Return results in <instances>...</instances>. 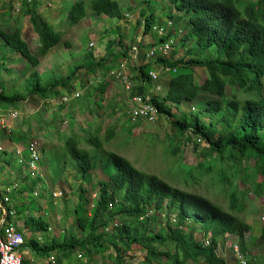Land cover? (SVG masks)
<instances>
[{"label": "trees", "instance_id": "16d2710c", "mask_svg": "<svg viewBox=\"0 0 264 264\" xmlns=\"http://www.w3.org/2000/svg\"><path fill=\"white\" fill-rule=\"evenodd\" d=\"M170 1L174 10L182 13L187 20L188 31L182 40L192 41L193 44L188 50L190 55L188 58L173 60L175 52L170 51V55L153 60H148L147 57L145 63L136 66L138 74L135 79L142 84L135 95H148V85L153 83L149 75L150 70L168 67L169 70L165 74H168V79H164L167 86L165 95L161 98L151 95V103L158 109L159 117L173 118V111L184 103H192L202 95L211 97L200 111L186 113L180 119L173 118L171 124L180 135H186L190 139L191 135H198L207 143L201 151L204 162L199 166L205 172H213L211 179L219 183L231 208L225 209L202 195L174 187L154 175L136 170L123 156L104 147V143L110 141L114 135L113 129H103L96 121L89 122L87 128L81 129L84 140L87 145L99 151L98 158L105 170L112 166L113 174L110 175L107 185L99 187V199L92 219L87 224L86 235L75 237L70 234L61 242L54 239L50 243L31 239L29 243L22 245L36 254L51 256L56 253L65 258L76 248L106 251L112 247L116 251L115 264H124L125 253L140 248L145 250L149 263L155 261L159 255H164L168 258L167 264H188L190 259L197 263L199 258H203L204 264H227L225 258L217 254V250L218 244H221L219 238L229 235L238 238V244L245 252V238L251 227L233 210L243 209L244 203L241 200L245 198L248 190L256 197L264 196V87L261 85L264 79V0ZM22 8L29 16L33 31L44 51L62 42L64 32L55 31L35 10L32 0H23ZM131 10L129 5L124 9L119 0H92L88 9L84 0H77L68 10L64 23L68 28H72L91 14L122 20L126 12ZM143 16L144 34L148 35L158 22L153 12L148 16L143 13ZM169 18L178 20L173 16ZM171 28L167 30L166 35L149 44L150 49L164 45L170 39L174 40L169 31ZM0 38L5 48L18 53L34 69L20 87L9 90L2 86L0 109L4 111L31 107L35 109L46 100L56 101L54 98L61 96L60 89L66 92L74 91L69 87L80 69L89 74L103 71L107 59L114 57L115 46L124 51L123 58H128L133 51L125 46L123 35H120L118 39L106 42L105 53L99 60H95L93 52L89 51L84 56L88 63L74 66L72 72L64 79L60 77L58 80L49 79L42 83L36 70L39 61L23 39L22 30L15 27L9 32L0 31ZM64 45L68 46L66 42ZM213 47L216 48L217 54L210 57L206 52ZM195 67H205L208 71L201 85L195 82ZM156 81L157 84L163 83L161 79ZM21 87L23 92H19ZM233 87L250 93V98L241 102L235 95L229 98L228 88ZM106 88V82L98 86L102 94ZM77 100L78 97L57 106L64 108L66 114H70L71 106ZM203 117L209 119V122L203 120ZM17 132L24 139L30 135L31 130ZM64 144L66 151L75 161L77 173L85 179L94 168L91 153L79 146V135L73 131L64 139ZM194 147L198 148L199 145L194 144ZM177 150L174 148V152ZM6 154L7 150L1 153L4 156ZM244 160H251V174H246L247 167H242ZM50 165L52 167L53 164ZM180 166H184L183 170L192 178L191 166ZM241 171L243 182H249H246L248 190L239 192L235 179ZM39 179L43 178L36 180ZM79 191V199L82 200L85 191L82 187ZM30 192L33 191H28ZM79 208L81 209V206ZM171 208L176 209L177 220L173 222L185 224L187 221H194L200 224L204 234L211 235V243L205 245V241L196 239L192 232L188 235H178L177 227L171 228L167 225L168 231L159 232L149 226L147 220L153 219L156 212ZM115 219L118 223L114 224V230L109 231V223ZM28 225L38 233L47 232L50 228L42 217H30ZM111 232H114L113 237L109 238L107 235ZM260 236L264 239V229ZM160 245L170 248L160 251Z\"/></svg>", "mask_w": 264, "mask_h": 264}, {"label": "rangeland", "instance_id": "374dc122", "mask_svg": "<svg viewBox=\"0 0 264 264\" xmlns=\"http://www.w3.org/2000/svg\"><path fill=\"white\" fill-rule=\"evenodd\" d=\"M22 1L0 0V31L8 32L15 27L23 30V39L39 61L36 70L40 74L42 83L49 79L58 80L60 77L64 79L72 72L74 66L88 63L89 61H86L84 56L89 51L93 52L95 60H99L105 53L106 42L116 40L120 35H123L125 46L133 49L128 58H123L122 52L124 51L115 46L114 57L107 59L103 71L98 70L99 73L89 74L84 69H80L76 73L69 88L79 91L80 95L78 103L71 106L70 114H66L64 108L57 106L59 96L54 98L56 101L41 103L38 108L20 109V113L15 118H8L6 115L5 123L2 122L1 113L7 112L0 109V158L4 156L1 153L7 150L10 145L9 139L12 138L15 141L19 140L18 142L27 143V145L31 141H37L41 152V177L45 176L44 170L46 168L45 171H47L48 162L50 173L46 172L47 183L40 185L42 192L37 190L38 197H35L33 192L28 193L27 196L29 203L33 206L30 209L33 210L35 218L40 216L39 214L36 216L38 211L35 207L38 206V203L43 204V201L46 200V203L42 205L44 210L41 216L46 223L52 225L49 238L53 237L56 241L61 242L70 234L75 237H84L88 232L87 224L92 219L91 216L99 199V187L107 185L110 175L113 174L112 166L105 170L98 158L99 151L93 146L87 145L84 140L85 136L81 129L87 128L89 122L95 121L100 123L103 129L112 128L114 131L111 140L106 141L104 147L123 156L136 170L147 175H154L174 187L202 195L229 210L231 207L229 208L228 197L222 192L219 183L213 182L211 179L213 172H205L199 166L204 162L201 151L203 147L207 146V143L198 135H191V139L186 135H180L171 124L173 118L180 119L186 113L200 111L206 101L211 99L210 96L202 95L192 103H184L173 111V118L159 117L153 123L130 119L132 93H135L142 84L135 79V75L138 74L136 66L145 63L150 51L149 44L154 43L160 37L155 31L148 35L144 34L145 17L143 13L145 16L152 12L155 13L158 27L164 25L163 28H167L166 22H172L173 27L169 31L175 41L171 50L175 52L173 60L188 58L190 55L188 50L193 44L192 41L184 42L182 40L188 31L187 20L182 13H177L174 10L171 1L119 0L124 9L128 5L132 7L125 19L118 21L91 14L76 26L68 28L64 23L67 9L71 6L70 3L77 0H32L35 10L39 14L42 13L53 29L57 32H64L62 42L48 51L41 48L29 16L22 8ZM84 1L86 9H88L92 0ZM169 16L178 20L174 21ZM65 42L68 46L64 45ZM206 53L210 57H214L217 51L213 47ZM121 63L127 69L124 70L125 73L127 71L130 74L132 84L130 92H127L119 79L111 73ZM32 70H34L33 66L18 53L5 48L0 38V90L2 86L9 90L20 87ZM153 70L159 73L158 80L161 79L163 83L157 84L156 80L155 82L151 79L153 83L148 82L149 88L146 97L151 98V95H156L161 98L167 89L164 79H168V74L165 75L168 71H161V68ZM193 73L197 85H201L208 75L205 67H195ZM101 82L107 83L104 94L100 93L98 89ZM261 85L264 87V79ZM63 90L60 89L59 94H62ZM19 92H23L22 87ZM254 92L258 94V92ZM227 95L229 98L235 95L240 102L250 98V93L239 91L234 87L228 88ZM203 120L209 122V119L205 117ZM10 129H12L11 132ZM27 129L31 130L30 135L24 139L21 138L17 131H26ZM71 131L79 135V146L92 155L94 168L85 179L77 173L75 161L65 149L64 139L70 135ZM194 144H198L199 147L195 148ZM174 148L178 150L174 152ZM43 149L45 150L42 153ZM12 162L13 158L9 156V163ZM50 163L53 164L52 167ZM225 163L228 164V162ZM180 164L191 166L192 178H189V175L183 170L184 166H180ZM242 167H247L246 174L252 173L251 160H244ZM22 168L24 170V167ZM15 170L12 172L18 176L22 175L21 168H15ZM8 171L11 174V168H8ZM242 176L243 171L235 179L239 192L248 190L246 182L249 181L244 183ZM81 187L85 191L82 200L79 199V188ZM45 191L46 193H44ZM52 192H55L56 195H53ZM58 193L61 195L58 196ZM44 194L47 195L43 198ZM95 194H97L96 198H94ZM244 196L245 198L241 200L244 203L243 209L233 210L240 219L247 223L248 227H251L245 238L246 249L243 254L247 262L264 264V239L260 236L264 229V196L256 197L250 190ZM240 198H242V194ZM46 212L49 217L45 215ZM173 219L177 220L176 209L171 208L156 212L153 219L147 220V222L155 231H168L166 226L169 225L171 228L177 227L178 235H188L192 232L196 239L203 240V242L204 238L210 235H205L200 224H196L194 221L177 224V222H173ZM115 223H118L117 219L109 223V231L114 230ZM100 230L102 231V229ZM113 233L111 232L107 236L112 238ZM36 234L43 233L36 232ZM38 237L40 236L37 235L36 238ZM219 241L222 244V249H218L217 254L222 255L227 264H237L233 250L229 246L239 243L238 238L229 235L225 238L220 237ZM29 242L28 240L27 243ZM50 242L49 240L48 243ZM167 247L170 248L166 245L158 246L160 251H165ZM79 254L81 257L78 256ZM52 255L57 259L56 264H60L58 261L61 259V254L52 253ZM115 256L116 251L112 247L106 251L76 248L69 257H65V264H115ZM32 257L44 261V264H50L48 256H41L35 252L28 256V263L23 259L24 264H31ZM167 262L168 258L164 255H159L155 261L147 262L145 250L140 248L128 250L124 256V264H167ZM188 264H204L203 258H199L197 263L190 259Z\"/></svg>", "mask_w": 264, "mask_h": 264}, {"label": "built area", "instance_id": "2783aa9c", "mask_svg": "<svg viewBox=\"0 0 264 264\" xmlns=\"http://www.w3.org/2000/svg\"><path fill=\"white\" fill-rule=\"evenodd\" d=\"M167 28L158 27L157 25L153 28L160 37L166 35L167 30L172 26V22H166ZM180 32V31H179ZM175 41L172 39L165 42L164 45L156 46L150 49L147 57L149 60L156 59L158 57L168 56L172 50L173 43ZM93 45V44H92ZM124 70H127L123 63H121L118 68L113 69V73L117 79L122 83L124 89L127 92H130L132 89V84L130 81V74ZM169 68L161 67V71H168ZM175 71V69H172ZM149 75L153 81L159 79V73L153 69L149 71ZM80 95L79 91L66 92L63 90L58 103H69L70 101L76 99ZM54 102L52 100H46L44 102ZM9 111V112H8ZM6 111L7 113H1L2 122L5 123L8 118H15L20 113L17 109H11ZM130 119L132 121L143 120L148 121L149 123L155 122L159 118L158 109L151 103L150 97H143L140 95H135L131 97V109L129 111ZM16 149L15 153L18 158L19 163L24 166L27 171V176L32 180L38 179L41 172V152L37 141H31L28 145L19 147ZM43 178V177H42ZM19 185L14 184L12 186H4L0 181V264H24L23 263V253L21 252V246L25 243V238L23 234L19 231L17 226L14 223V218L17 214V211L11 204V195L18 191ZM57 193V192H56ZM53 195H56L55 192H52ZM35 196H38V193H34ZM61 193H58L60 196ZM97 194H95V197ZM175 219H173L174 221ZM205 245L211 243V235H208L204 238ZM222 244H218V249H222ZM229 248H232L234 257L236 258L237 264H247L246 258L243 254L241 246L236 244H231ZM80 257V255H78ZM52 264H56V259L54 256L50 257Z\"/></svg>", "mask_w": 264, "mask_h": 264}, {"label": "crops", "instance_id": "0c3cea01", "mask_svg": "<svg viewBox=\"0 0 264 264\" xmlns=\"http://www.w3.org/2000/svg\"><path fill=\"white\" fill-rule=\"evenodd\" d=\"M30 2H31V0H30ZM72 4L73 3H70L71 6H72ZM69 8L67 10H69ZM129 13L130 12L126 13L125 16L129 15ZM41 15H42V13H41ZM22 34H23V30H22ZM206 77H207V75H206ZM50 100H52V99H50ZM48 102L49 101L42 102V104L48 103ZM9 141H10V145L7 148V154H6L7 156H3L2 158H0V181L2 182V184H4V186H12L14 184H19L18 191H16L15 193H13L11 195L12 196L11 197V204L14 207V209L17 211V214H16V216H15L13 221H14L15 225L17 226V228L19 229V231L23 234V236L25 238V243H27V241L31 240V239H35V240L39 241L40 243H48L49 240L50 241L54 240L53 237L49 238V237H51L50 234H51V231H52V225L50 226L49 230L47 232H44L43 234H36V232L34 230L30 229V226L28 225V220H29L30 217L33 216V213H32L33 210L30 209L33 206H31V204L29 203V200H28L29 197L27 196L28 191L32 190L33 191L32 194L34 195V193L37 192V190L41 191L40 185H43V184L47 183V174H46V172L47 171L49 172L48 162H47V166H46L47 167V171H45L46 168H45V170L43 168L44 174H45L43 179L34 180V181L31 180L27 176V171L25 170V168H24L25 171L23 170L22 167H24V166H22L19 163L18 158H17L16 153H15L16 148L23 147V146H25L26 143L22 144L21 142L15 141L13 139L12 140L9 139ZM44 150L45 149L42 150V153H43ZM9 156H11L13 158V162L12 163H9ZM41 167H42V164H41ZM8 168H11V174L12 175L10 173H8L9 172ZM15 168H21V171H20V173L22 174L21 176H18V174H15V173L12 172V170L16 171ZM19 178H22V179H19ZM36 185H38L37 188H36ZM44 193H46V191ZM40 194H42V193H40ZM46 195L47 194H44L43 198L46 197ZM38 196H35V197H38ZM45 201H43V204L35 202V203H38L37 204L38 206L35 207V208H37V211H38V213H36L37 214L36 216L40 215L39 217H42L41 214H42V212L44 210L43 209L44 207L42 205H44V203H46ZM41 206H42V208H41ZM40 210H42V211H40ZM45 215L47 217H49L48 216L49 214L47 212H46ZM37 235L40 236V237L36 238ZM21 252L23 253V259H25V262L28 263V256L33 254V251L30 248H28V247L24 246V248H23V246H22L21 247ZM51 256H53V255L51 254ZM51 256H48L50 264H52L51 261H50V257ZM80 257H81V255H80ZM41 262H42V264H44V261H40V259H37L36 257H32L30 259V263L31 264H36V263L41 264ZM56 262H57V259H56ZM58 263L65 264L66 263V258H62V256H61V259H60V261H58Z\"/></svg>", "mask_w": 264, "mask_h": 264}]
</instances>
